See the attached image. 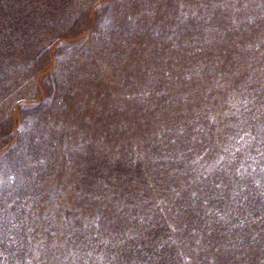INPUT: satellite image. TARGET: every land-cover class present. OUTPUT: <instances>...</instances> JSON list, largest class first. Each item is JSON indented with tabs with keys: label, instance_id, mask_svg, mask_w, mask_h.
Returning a JSON list of instances; mask_svg holds the SVG:
<instances>
[{
	"label": "rangeland",
	"instance_id": "rangeland-1",
	"mask_svg": "<svg viewBox=\"0 0 264 264\" xmlns=\"http://www.w3.org/2000/svg\"><path fill=\"white\" fill-rule=\"evenodd\" d=\"M0 264H264V0H0Z\"/></svg>",
	"mask_w": 264,
	"mask_h": 264
}]
</instances>
